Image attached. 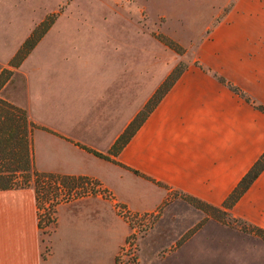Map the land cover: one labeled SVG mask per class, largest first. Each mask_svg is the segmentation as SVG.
<instances>
[{
    "label": "crops",
    "instance_id": "0c3cea01",
    "mask_svg": "<svg viewBox=\"0 0 264 264\" xmlns=\"http://www.w3.org/2000/svg\"><path fill=\"white\" fill-rule=\"evenodd\" d=\"M42 39L13 68L22 78L20 91L0 96L24 108L37 125L31 134L36 170L94 178L110 197L57 203L55 222L43 233L33 188L0 190V264H114L130 232L114 202L136 213L161 209L137 240L136 264H207L203 244L218 227L211 218L193 238L157 255L204 214L180 194L221 205L264 151V113L257 108L264 107V0L232 1L116 153L111 146L176 61L146 86L145 75L158 62L145 64L143 54L113 58L105 47L104 53L44 54L29 74L26 62ZM228 212L264 229V168Z\"/></svg>",
    "mask_w": 264,
    "mask_h": 264
},
{
    "label": "rangeland",
    "instance_id": "374dc122",
    "mask_svg": "<svg viewBox=\"0 0 264 264\" xmlns=\"http://www.w3.org/2000/svg\"><path fill=\"white\" fill-rule=\"evenodd\" d=\"M232 1L0 0V70L10 68L7 62L12 54L31 30L46 19L47 22L50 20L52 22L29 51L30 53L43 38L35 50L36 53L27 60V70L31 68L32 62L39 63L41 58L51 53L73 54L75 51L85 53L90 49L104 53L105 47L106 52L113 58L143 54L145 64L152 60L158 62L150 69L152 71L147 74L148 76L145 75V80H148L144 83L146 86L158 75L163 66L174 60L176 65L185 66V61L194 56L199 40L206 36L210 28L222 18ZM167 40L175 43L176 51L163 43ZM109 64L111 67L115 66ZM12 70L8 82L6 81L0 92L14 98L13 94L20 91L22 78L17 70L13 68ZM28 72L33 73L30 70ZM148 213H150L148 217L142 218L141 226L137 223L135 249L128 264H136L137 240L154 226L160 217L161 209L156 213ZM208 218L215 220L218 227L210 229L211 234L207 235V244L202 243L207 248V264H264V246L256 235L247 230L245 223L234 220L229 215L225 216L223 221H219L207 216L205 212L197 220L193 218L191 226L169 247L161 249L157 258H162L166 252L187 241ZM134 224L136 226V223ZM161 224L167 223L164 221ZM50 227L52 226L45 227L41 232L49 231ZM192 241L199 243L197 240ZM119 249L114 264H122L124 261L117 256ZM186 258L190 257L186 256ZM186 263L189 264L188 260Z\"/></svg>",
    "mask_w": 264,
    "mask_h": 264
},
{
    "label": "trees",
    "instance_id": "16d2710c",
    "mask_svg": "<svg viewBox=\"0 0 264 264\" xmlns=\"http://www.w3.org/2000/svg\"><path fill=\"white\" fill-rule=\"evenodd\" d=\"M51 22L52 20L47 22L46 19H43L22 41L7 62V65L11 69L2 68L0 70V88L10 78L13 72L12 68H16L21 63L37 40L48 29ZM163 43L172 50H177L175 43L172 41L167 40L163 41ZM183 68L184 66L182 67L177 64L167 75L160 86L145 102L143 108L135 115L126 129L115 140L110 148V152L116 153L123 146ZM218 79L226 84L232 91L240 93L241 95L243 94L237 87L227 83L223 78L218 77ZM257 108L264 113L263 106H257ZM35 128H37V125L31 121L24 108L0 96V190L31 186L34 191L37 208V225L43 230L45 227L54 224V211L57 203L89 194H101L108 198L110 195L106 190L101 188L100 183L94 178L84 175L59 174L36 170L32 160L31 149V134ZM93 153L97 156L107 158L101 153ZM263 168L264 151L240 178L238 183L219 206L210 205L189 195L180 194V196L190 204L204 211L207 216L223 221L225 216H230L228 210L234 202L248 188ZM113 205L116 212L127 222L129 227H131L129 221L137 220L138 218L136 219V217L138 215L144 218L148 217L150 214L130 212L123 205L116 202H114ZM122 211H124V214ZM233 219L235 220L236 218ZM242 222L246 224L247 230L264 240V229L244 221ZM128 236L129 234L126 238Z\"/></svg>",
    "mask_w": 264,
    "mask_h": 264
},
{
    "label": "built area",
    "instance_id": "2783aa9c",
    "mask_svg": "<svg viewBox=\"0 0 264 264\" xmlns=\"http://www.w3.org/2000/svg\"><path fill=\"white\" fill-rule=\"evenodd\" d=\"M122 213L124 214V211H122ZM142 218L143 217H141L140 215H138L136 217L137 220L131 221V222L129 221V223L131 224L129 236L124 240L123 245H121V247L119 249L120 250L119 251V255H117L121 259L124 260L122 262V264L123 263L124 264L125 263L128 264V261L130 259H132L133 252H134L133 249H135V236H136V234L138 232L137 223H138V226H141V224H143ZM134 223H136V226H135Z\"/></svg>",
    "mask_w": 264,
    "mask_h": 264
}]
</instances>
